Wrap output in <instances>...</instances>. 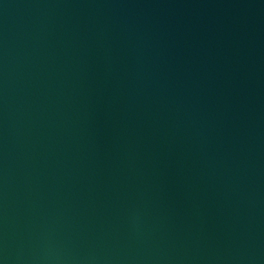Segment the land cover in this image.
<instances>
[{"label":"water","instance_id":"water-1","mask_svg":"<svg viewBox=\"0 0 264 264\" xmlns=\"http://www.w3.org/2000/svg\"><path fill=\"white\" fill-rule=\"evenodd\" d=\"M0 264H264V0H0Z\"/></svg>","mask_w":264,"mask_h":264}]
</instances>
